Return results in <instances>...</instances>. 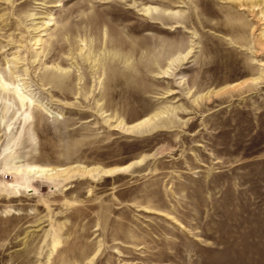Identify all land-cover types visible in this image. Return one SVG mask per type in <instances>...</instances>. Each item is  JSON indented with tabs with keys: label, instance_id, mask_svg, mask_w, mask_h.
<instances>
[{
	"label": "rangeland",
	"instance_id": "1",
	"mask_svg": "<svg viewBox=\"0 0 264 264\" xmlns=\"http://www.w3.org/2000/svg\"><path fill=\"white\" fill-rule=\"evenodd\" d=\"M0 264H264V0H0Z\"/></svg>",
	"mask_w": 264,
	"mask_h": 264
},
{
	"label": "bare ground",
	"instance_id": "2",
	"mask_svg": "<svg viewBox=\"0 0 264 264\" xmlns=\"http://www.w3.org/2000/svg\"><path fill=\"white\" fill-rule=\"evenodd\" d=\"M15 93L17 94L18 98L20 99V101H19V99H18V101L21 102V107L22 108H25L26 105L28 104L27 103V100H30L31 101V98H29V96H26L20 90H16ZM15 101H17V99ZM32 103H33V101H32ZM19 105H20V103H19ZM149 120H151V119L150 118L146 119V121H149ZM28 168L33 169V170H36L37 173L38 172L45 173V174H47L49 176L53 175L54 177H57L59 179L61 178L63 180H68L70 178V176H72V175H83V176L90 177L92 174L97 173V172H100L103 175H108V174H111L113 171H115V170L118 169V168H115V169H107L106 170V169H100L98 167L88 168V167H84V166H82V167L81 166H76V167H71V168H59V169H51V170L50 169H47L45 167H39V166H28ZM125 168H127V167H119L118 170H123Z\"/></svg>",
	"mask_w": 264,
	"mask_h": 264
}]
</instances>
